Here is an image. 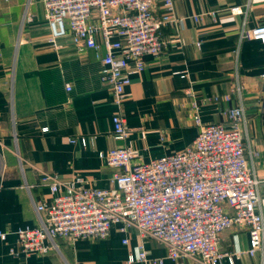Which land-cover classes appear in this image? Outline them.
Returning a JSON list of instances; mask_svg holds the SVG:
<instances>
[{"label": "crops", "instance_id": "0c3cea01", "mask_svg": "<svg viewBox=\"0 0 264 264\" xmlns=\"http://www.w3.org/2000/svg\"><path fill=\"white\" fill-rule=\"evenodd\" d=\"M174 2L175 18L161 31L163 52L145 57L146 68L131 74L119 105L101 81L97 52H78L70 38L60 39L58 48L49 42L41 0H0V264H126L142 241L136 229L125 235L116 225L106 239L60 240V251L48 254L21 252L17 231L39 225L33 200L51 197L50 189L38 184L44 172L114 188V168L101 151L126 145L138 150L136 162H147L191 145L199 129L188 91L208 123H229L224 111L243 105L241 129L260 182L258 209L264 217V43L240 38L244 27L264 24V0ZM237 6L243 12L234 15L230 8ZM154 10L165 12L162 0ZM25 13L33 20L23 22ZM117 112L130 129L125 139L113 133ZM125 236L128 244L122 242ZM145 246L151 258L164 259L162 264H200L191 257L168 258L166 245L153 238ZM219 248L243 251L233 264H264V245L248 252L246 229L222 231ZM221 264L231 262L225 258Z\"/></svg>", "mask_w": 264, "mask_h": 264}, {"label": "built area", "instance_id": "2783aa9c", "mask_svg": "<svg viewBox=\"0 0 264 264\" xmlns=\"http://www.w3.org/2000/svg\"><path fill=\"white\" fill-rule=\"evenodd\" d=\"M41 1L50 29L49 42L58 48L60 39L70 38L78 52H97L103 62L101 81L119 105L123 104L131 74L146 68L145 57L163 52L162 28L175 18L174 0H162V14L154 10L157 0ZM230 12L236 15L243 9L231 7ZM32 20L24 14L23 22ZM240 38L264 43V24L244 27ZM67 86L70 90L71 85ZM236 89L240 93V87ZM187 96L191 117L199 129L192 144L147 162H136L138 150L126 145L101 151L100 156L114 168V188L89 185L81 176L62 180L44 172L38 184L48 187L51 197L33 200L39 225L17 231L20 251L48 254L60 251V240L74 244L79 239H106L116 225L125 235L136 229L142 238L126 264L164 262L149 256L145 246L149 238L166 245L170 259L191 257L200 264H221L227 258L233 264L243 251L219 248L222 231L233 228L248 231L249 253L262 249L260 182L249 164L241 129L245 109L241 104L227 108L224 113L229 123H208L202 119L194 93L188 91ZM113 124L114 135L125 139L130 129L121 112L113 115ZM122 242L128 244L129 236Z\"/></svg>", "mask_w": 264, "mask_h": 264}]
</instances>
